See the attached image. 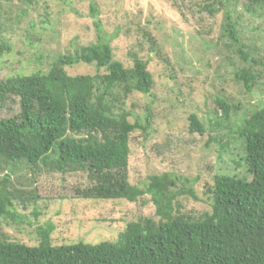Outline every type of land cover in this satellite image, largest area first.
Returning a JSON list of instances; mask_svg holds the SVG:
<instances>
[{
	"label": "rangeland",
	"instance_id": "obj_1",
	"mask_svg": "<svg viewBox=\"0 0 264 264\" xmlns=\"http://www.w3.org/2000/svg\"><path fill=\"white\" fill-rule=\"evenodd\" d=\"M262 1L240 0L237 7L225 5L211 17L202 7L214 0H95L99 15L94 18L92 0H41L34 5L0 0V33L12 47L0 58V80L47 73L58 56L96 43L100 22L115 59L131 67L138 56L148 63L154 80L150 95L133 93L124 103L133 114L130 121H140L148 130L131 134L128 170L122 176L127 174L130 184L140 188L154 175L177 176L174 191L192 190L197 199L177 197L175 214L198 217L211 210L206 191L215 175L245 170L235 163L242 154L237 132L250 115L264 109ZM227 11L237 24L239 44L223 35ZM66 71L70 76L104 72L87 64ZM243 71L255 77L251 91L237 78ZM218 100L232 108L228 121L221 120ZM19 112V101L13 99L0 108V120ZM193 114L205 126L203 135L190 131ZM6 173L13 192L21 189L24 199L37 193L36 199L17 205L20 219L2 223L10 240L28 246L39 244L38 230L48 225L54 228L52 244L64 246L115 242L130 222L160 220L150 195L131 203L114 187L111 197L84 198L88 189L102 184L86 172L34 173L21 163L0 171V181Z\"/></svg>",
	"mask_w": 264,
	"mask_h": 264
},
{
	"label": "trees",
	"instance_id": "obj_2",
	"mask_svg": "<svg viewBox=\"0 0 264 264\" xmlns=\"http://www.w3.org/2000/svg\"><path fill=\"white\" fill-rule=\"evenodd\" d=\"M23 1L34 5L41 0ZM94 1L90 11L97 18ZM239 4L240 0H214L202 10L214 17L225 5ZM96 28V43L58 56L47 73L0 80V108L13 99L20 105L16 116L0 120V171L23 163L34 173L86 172L102 184L98 190L88 189L84 198L111 197L114 187L131 203L150 195L160 220L130 222L115 242L64 246L52 244L54 228L48 225L38 230L39 244L28 246L10 240L2 232V223L20 219L17 205L36 199L37 193L24 199L21 189L13 192L6 173L0 181V264H264V109L250 115L237 132L242 154L235 163L245 170L215 175L206 191L209 212L192 218L176 215L177 197L188 194L197 199L192 190L174 191L180 178L154 175L140 188L130 184L127 174L122 176L128 170L131 134L148 130L140 121L132 123L133 114L123 106L133 93L150 95L154 80L148 63L138 56H133L131 67L116 60L110 41L100 33V22ZM222 30L240 43L237 24L228 11ZM11 52L0 33V58ZM77 64L95 65L104 72L68 75L66 67ZM237 78L247 91L252 90L255 77L249 71L237 73ZM218 104L221 120L228 121L231 106L224 100ZM190 131L206 132L195 114L190 116Z\"/></svg>",
	"mask_w": 264,
	"mask_h": 264
}]
</instances>
